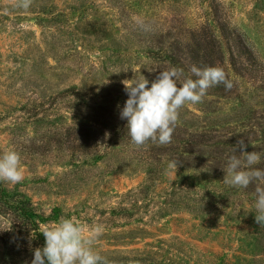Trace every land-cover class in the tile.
Instances as JSON below:
<instances>
[{
    "label": "rangeland",
    "instance_id": "1",
    "mask_svg": "<svg viewBox=\"0 0 264 264\" xmlns=\"http://www.w3.org/2000/svg\"><path fill=\"white\" fill-rule=\"evenodd\" d=\"M23 2L0 0V153L23 174L0 182V264H31L62 217L103 227L107 264H264V183L223 184L238 141L264 169V0ZM193 65L232 89L180 108L170 143L133 144L122 82L176 68L179 86Z\"/></svg>",
    "mask_w": 264,
    "mask_h": 264
},
{
    "label": "clouds",
    "instance_id": "2",
    "mask_svg": "<svg viewBox=\"0 0 264 264\" xmlns=\"http://www.w3.org/2000/svg\"><path fill=\"white\" fill-rule=\"evenodd\" d=\"M28 8L27 0L18 5ZM192 76L177 84L182 70L172 68L160 71L154 81L142 75L137 80L123 81L127 99L120 109V118L126 120L127 134L133 144L139 146L147 141L167 144L178 120V110L186 104L201 102L207 90L222 84L226 91L233 87L222 68L190 69ZM119 108V105L117 106ZM240 155H232L226 164L223 184L247 188L254 181L264 183V169L254 168L261 156L257 152H246L243 140L238 141ZM233 151L237 152L233 147ZM20 157L12 149L0 153V182L12 184L23 180ZM170 168L177 167V162H170ZM255 210L257 223L264 221V188L255 189ZM103 227L97 225L88 235L74 218H61L52 228H46L41 234L44 246L33 250L31 264H107L104 257L93 248L96 239L102 234Z\"/></svg>",
    "mask_w": 264,
    "mask_h": 264
},
{
    "label": "trees",
    "instance_id": "3",
    "mask_svg": "<svg viewBox=\"0 0 264 264\" xmlns=\"http://www.w3.org/2000/svg\"><path fill=\"white\" fill-rule=\"evenodd\" d=\"M245 49H246V47H245ZM19 211H20L21 213L23 212V213L29 218L28 212L26 211L25 208H23V207H22L21 209L18 208V212H19Z\"/></svg>",
    "mask_w": 264,
    "mask_h": 264
}]
</instances>
